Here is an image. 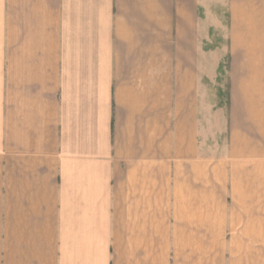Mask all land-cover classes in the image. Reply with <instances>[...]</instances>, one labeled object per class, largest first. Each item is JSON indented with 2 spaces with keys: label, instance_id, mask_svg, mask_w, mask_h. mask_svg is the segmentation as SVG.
<instances>
[{
  "label": "crops",
  "instance_id": "0c3cea01",
  "mask_svg": "<svg viewBox=\"0 0 264 264\" xmlns=\"http://www.w3.org/2000/svg\"><path fill=\"white\" fill-rule=\"evenodd\" d=\"M0 264H264V0H0Z\"/></svg>",
  "mask_w": 264,
  "mask_h": 264
}]
</instances>
